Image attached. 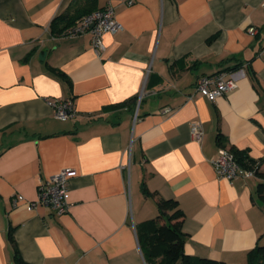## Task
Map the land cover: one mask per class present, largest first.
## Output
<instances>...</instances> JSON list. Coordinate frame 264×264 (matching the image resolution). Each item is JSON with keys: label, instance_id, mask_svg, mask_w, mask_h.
<instances>
[{"label": "crops", "instance_id": "crops-1", "mask_svg": "<svg viewBox=\"0 0 264 264\" xmlns=\"http://www.w3.org/2000/svg\"><path fill=\"white\" fill-rule=\"evenodd\" d=\"M107 6L121 30L99 56L90 34L64 35ZM220 71L237 89L209 102L196 80ZM65 100L76 115L61 121L46 104ZM221 147L260 174L219 178ZM66 168L67 214L33 206ZM260 185L264 0H0V264H18L14 245L24 264H145L137 228L159 198L178 202L185 254L248 264L264 245Z\"/></svg>", "mask_w": 264, "mask_h": 264}, {"label": "built area", "instance_id": "built-area-1", "mask_svg": "<svg viewBox=\"0 0 264 264\" xmlns=\"http://www.w3.org/2000/svg\"><path fill=\"white\" fill-rule=\"evenodd\" d=\"M131 5L132 1H127ZM114 10L111 6L96 10L90 14L81 17L73 26L65 32V36L75 37L84 34H90L92 37V48L99 56L104 50V44L101 39L106 34H115L121 30V26L114 18ZM247 35L253 37L258 34L255 27L247 29ZM237 82L234 76L228 71H220L209 76H201L196 80L195 91L198 95L206 98L209 102H215L219 97L233 93L237 89ZM142 96V94H141ZM139 101V100H138ZM71 100L48 101V105L58 120L65 121L75 117V109ZM164 114L171 113L170 109L162 111ZM192 139L200 143L203 130L199 123L192 124L190 127ZM214 173L221 179L230 183L237 179H248L257 175L259 166L257 163L251 166L241 165L231 150L221 147L218 150V156L213 160ZM76 176V172L71 168L61 170L59 173L51 176L47 181L40 182L37 188V199L33 206H42L51 209L56 216L67 214L69 209V191L68 183ZM22 201V198H18Z\"/></svg>", "mask_w": 264, "mask_h": 264}, {"label": "trees", "instance_id": "trees-1", "mask_svg": "<svg viewBox=\"0 0 264 264\" xmlns=\"http://www.w3.org/2000/svg\"><path fill=\"white\" fill-rule=\"evenodd\" d=\"M74 16V15H73ZM70 12H66L61 16L62 22L66 23L64 30L71 24ZM62 32V31H60ZM214 37L209 39V42ZM117 106H123L119 104ZM236 160L244 166L249 164L254 165L255 162L245 159L243 155L238 152L233 153ZM259 175L258 169L256 170ZM145 193H149L144 188ZM150 195H155L151 193ZM258 196L264 205V186L260 185L258 188ZM157 215L137 228V239L139 247L143 255L145 264H225L223 261L211 260L208 258H200L190 256L184 252V244L186 234L182 230L184 215L180 211L178 202L172 199H157L156 202ZM11 241H13L11 239ZM253 250L248 254V264H264V245L255 244ZM15 259L18 264H24L18 251L14 245Z\"/></svg>", "mask_w": 264, "mask_h": 264}]
</instances>
